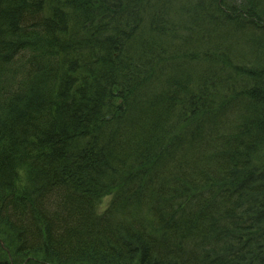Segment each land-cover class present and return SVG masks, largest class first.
<instances>
[{
    "label": "trees",
    "instance_id": "1",
    "mask_svg": "<svg viewBox=\"0 0 264 264\" xmlns=\"http://www.w3.org/2000/svg\"><path fill=\"white\" fill-rule=\"evenodd\" d=\"M0 264H264V0H0Z\"/></svg>",
    "mask_w": 264,
    "mask_h": 264
},
{
    "label": "rangeland",
    "instance_id": "2",
    "mask_svg": "<svg viewBox=\"0 0 264 264\" xmlns=\"http://www.w3.org/2000/svg\"><path fill=\"white\" fill-rule=\"evenodd\" d=\"M105 201H107V200H105ZM106 205H104V207H105Z\"/></svg>",
    "mask_w": 264,
    "mask_h": 264
}]
</instances>
